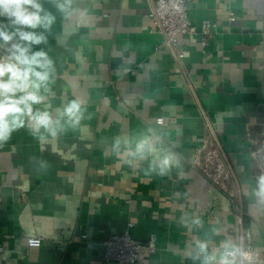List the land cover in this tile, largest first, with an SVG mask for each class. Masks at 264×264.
Returning <instances> with one entry per match:
<instances>
[{
	"label": "crops",
	"instance_id": "0c3cea01",
	"mask_svg": "<svg viewBox=\"0 0 264 264\" xmlns=\"http://www.w3.org/2000/svg\"><path fill=\"white\" fill-rule=\"evenodd\" d=\"M153 1L71 0L65 14L41 0L56 19L34 30L47 43L32 50L55 71L33 110L63 130L34 135L25 117L0 141V264H118L103 243L130 222L155 247L139 264H201V242L217 261L226 244L249 242L243 264H264V0H193L189 19L211 34H181L182 58L153 28ZM72 100L83 110L75 126L64 116ZM212 138L233 170L225 188L198 166ZM31 236L42 244L28 247Z\"/></svg>",
	"mask_w": 264,
	"mask_h": 264
},
{
	"label": "clouds",
	"instance_id": "9594fccd",
	"mask_svg": "<svg viewBox=\"0 0 264 264\" xmlns=\"http://www.w3.org/2000/svg\"><path fill=\"white\" fill-rule=\"evenodd\" d=\"M70 3L71 0H55L56 8L65 14L69 12ZM0 16L7 17L10 25L16 26L14 31H9L8 26L0 23V48L10 45L8 55L0 56V141H6L14 130L23 127L25 117L31 120L34 135L43 128L56 136L63 130L61 120L54 121L47 111L33 110L34 105L45 99L41 90H49L48 82L55 71L53 61L44 50H32L33 45L47 43L46 36L34 30H50L56 18L44 8L41 0H0ZM64 116L72 126L78 125L83 118L81 102L70 101ZM43 138L41 135L40 139ZM118 144L117 141V147ZM137 150L143 158V152L150 151V147L142 142ZM170 163L169 158L163 160L161 173ZM258 183L264 192V176L259 177ZM193 223L199 225L201 222L197 219ZM197 247L203 257L201 264H235L238 250L232 245H225L218 261L216 253L209 254L206 243L201 242ZM198 258L199 255L193 257Z\"/></svg>",
	"mask_w": 264,
	"mask_h": 264
},
{
	"label": "built area",
	"instance_id": "2783aa9c",
	"mask_svg": "<svg viewBox=\"0 0 264 264\" xmlns=\"http://www.w3.org/2000/svg\"><path fill=\"white\" fill-rule=\"evenodd\" d=\"M193 0H154L149 13L153 28L162 34L165 45L171 49L177 58H182L184 53L176 48L181 34L203 33L211 34L212 24L205 21L200 28L192 24L189 19V10ZM236 15L231 13V19ZM5 55L4 57H6ZM202 158L198 162L199 168L210 177L217 185L225 188L232 179L233 170L227 164L223 147L219 140L213 138L204 141L199 148ZM264 193V192H263ZM133 223L120 233L109 236L104 241V257L107 260H115L118 264H139L140 251L148 248L154 251L155 247L150 242H142L132 234ZM246 235L250 238V229H246ZM43 238L31 236L27 239L28 247H38ZM234 257L235 262L243 264L254 259V249L251 243H243ZM264 263V260H263Z\"/></svg>",
	"mask_w": 264,
	"mask_h": 264
}]
</instances>
